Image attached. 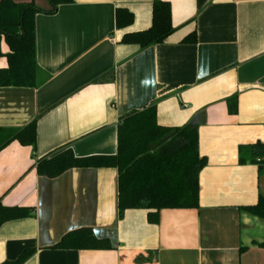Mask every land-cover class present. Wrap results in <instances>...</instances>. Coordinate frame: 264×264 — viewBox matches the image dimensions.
<instances>
[{
  "label": "crops",
  "instance_id": "obj_1",
  "mask_svg": "<svg viewBox=\"0 0 264 264\" xmlns=\"http://www.w3.org/2000/svg\"><path fill=\"white\" fill-rule=\"evenodd\" d=\"M153 1L72 0L35 15L36 85L0 87V127L34 122L36 132L33 146L14 140L0 150V204L31 209L0 225V262L33 249L23 264H264V220L240 210L264 196V170L239 162V147L264 141V0H162L174 31L143 49L120 43L150 26ZM117 7L133 14L121 30ZM192 32L194 43L181 42ZM152 104L159 125L197 128L206 159L197 208L162 209L150 223L145 209L118 210L116 168L37 173L61 147L115 154L120 117ZM82 228L111 247H55Z\"/></svg>",
  "mask_w": 264,
  "mask_h": 264
},
{
  "label": "trees",
  "instance_id": "obj_2",
  "mask_svg": "<svg viewBox=\"0 0 264 264\" xmlns=\"http://www.w3.org/2000/svg\"><path fill=\"white\" fill-rule=\"evenodd\" d=\"M50 9L43 11L33 2L0 0V56L6 65L0 68V87H35V15L53 14L58 6L72 0H48ZM133 22V14L124 7L115 10V26L121 30ZM171 6L167 1L154 0L151 24L148 28L124 32L122 44L143 49L163 42L173 31ZM8 47L1 51V42ZM181 42L194 43V32ZM229 112H235V101H228ZM35 123L18 128L0 127V150L11 141L33 146ZM250 162L264 170V141L239 147V162ZM206 159L198 153V133L193 124L167 127L157 123L155 105L128 112L117 123V146L112 155L75 157L70 149H60L41 157L36 164L40 176L56 177L70 168L112 167L117 169L118 210L145 209L150 223H157L162 209L197 208L198 174ZM240 210L264 220V196L259 194L255 204ZM28 207H9L0 204V225L6 221L30 216ZM65 249H108L107 239H97L88 228L65 234L55 245ZM33 253L25 249L13 260L0 264H23ZM137 261L146 260L138 257Z\"/></svg>",
  "mask_w": 264,
  "mask_h": 264
},
{
  "label": "rangeland",
  "instance_id": "obj_3",
  "mask_svg": "<svg viewBox=\"0 0 264 264\" xmlns=\"http://www.w3.org/2000/svg\"><path fill=\"white\" fill-rule=\"evenodd\" d=\"M2 47H4V49H6V46H5V44H4V43H2Z\"/></svg>",
  "mask_w": 264,
  "mask_h": 264
}]
</instances>
